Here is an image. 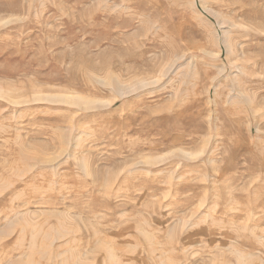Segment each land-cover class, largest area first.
<instances>
[{
	"label": "rangeland",
	"instance_id": "obj_1",
	"mask_svg": "<svg viewBox=\"0 0 264 264\" xmlns=\"http://www.w3.org/2000/svg\"><path fill=\"white\" fill-rule=\"evenodd\" d=\"M0 264H264V0H0Z\"/></svg>",
	"mask_w": 264,
	"mask_h": 264
},
{
	"label": "bare ground",
	"instance_id": "obj_2",
	"mask_svg": "<svg viewBox=\"0 0 264 264\" xmlns=\"http://www.w3.org/2000/svg\"><path fill=\"white\" fill-rule=\"evenodd\" d=\"M64 97H66V96H64ZM67 97H68V96H67ZM60 98H61V97H60ZM72 98H73V97H72ZM61 99H62V98H61ZM64 99H67V98H64ZM68 99H69V97H68ZM68 99H67V100H68ZM75 99H76V101H77V98H75ZM75 99H74V100H75ZM49 100H51V99H49ZM56 100H57V99H56ZM64 101H65V100H64ZM64 101H63V102H64ZM71 102H72V101H71ZM78 102H79V101H78ZM80 102H81V101H80ZM83 102H84V101H83ZM83 102H82V103H83ZM66 103H67V102H66Z\"/></svg>",
	"mask_w": 264,
	"mask_h": 264
}]
</instances>
